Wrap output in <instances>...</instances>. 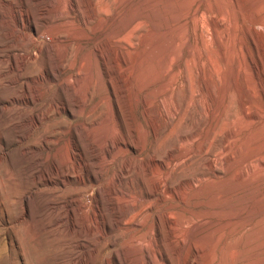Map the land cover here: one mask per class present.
I'll return each instance as SVG.
<instances>
[{"label": "rangeland", "instance_id": "1", "mask_svg": "<svg viewBox=\"0 0 264 264\" xmlns=\"http://www.w3.org/2000/svg\"><path fill=\"white\" fill-rule=\"evenodd\" d=\"M56 1L0 0V264H137L122 246L135 236L151 241L145 250L159 264H264V83L245 50L264 27L251 23L246 0H207V8L228 9L187 19L183 6L197 0H101L106 27L97 34L92 0H78V19L61 24L84 35H63L65 60L50 46ZM81 47L102 57L109 82L95 114V88L81 103L59 84L74 73ZM250 50L264 75V51ZM237 61L243 72L235 77ZM48 71L52 88L35 79ZM51 107L56 112L39 121ZM97 130L104 146L93 139ZM66 144L73 162L63 164ZM73 163L86 184L71 175ZM165 164L162 199L154 182ZM114 197L138 210L123 228H108L109 247L99 224L130 206ZM178 218L176 240L170 225Z\"/></svg>", "mask_w": 264, "mask_h": 264}, {"label": "bare ground", "instance_id": "2", "mask_svg": "<svg viewBox=\"0 0 264 264\" xmlns=\"http://www.w3.org/2000/svg\"><path fill=\"white\" fill-rule=\"evenodd\" d=\"M207 0H197L196 5L192 6L188 3V1L185 3L184 7V18H188L190 15L196 14L200 9H205L208 13H218L216 15L219 16L223 15L228 7L223 4V3H218L216 7H205V3ZM101 0H92L91 1V6L93 8V19L96 21V34L99 31H102L105 27H106V22L105 19L100 17L99 15L103 11V8H99V4H100ZM111 2V1H110ZM109 2V3H110ZM123 2V1H122ZM247 2V10L249 15H253V17L251 18V23L253 24H259L261 26L264 27V0H246ZM108 3V5H109ZM78 0H69L68 2L66 0H57L56 3L53 5L54 11L56 13V15L54 16V20H55V24L51 26L49 33H50V46H52L53 51L57 52V54L59 55V58H61L62 60L66 59V55H67V45H61L60 44V40L63 37V35L66 33L68 34V36H71L72 39H77V40H82L84 33H78L76 29V27H74L73 25H62L61 21H63L64 19L68 18L71 20H77L78 16H77V7H78ZM204 10V11H205ZM118 12V11H117ZM206 13V12H205ZM119 15V13H118ZM213 15V14H212ZM204 16V15H203ZM225 17H227L226 15H224ZM21 22L22 20L24 21L26 14H22L21 16ZM205 18V17H204ZM80 19V18H79ZM122 19V18H120ZM195 19V18H194ZM118 20V16L116 15L113 23L117 22ZM228 20V18H227ZM255 20V21H254ZM139 22V20H138ZM72 23V22H71ZM194 23V22H193ZM197 23V22H196ZM200 23V22H199ZM70 24V23H69ZM85 24V23H84ZM222 24V23H221ZM35 26V25H34ZM34 26H31V30L34 29ZM203 26V24H202ZM93 27V24H92ZM211 27V26H210ZM84 28V27H83ZM113 28V27H112ZM131 28V27H130ZM129 28V29H130ZM134 28V27H133ZM217 28V24L213 23L212 24V29L215 31ZM219 28V27H218ZM48 29V28H47ZM82 29V28H81ZM193 29V27H192ZM200 29V28H199ZM211 29V28H210ZM36 33L39 34L40 33V28L36 26L35 28ZM132 30V29H131ZM204 30V29H203ZM220 30V29H219ZM130 31V30H129ZM128 31V32H129ZM212 32V30H210ZM88 32V31H87ZM200 32V31H199ZM202 32V31H201ZM200 32V33H201ZM217 32V31H216ZM34 33V32H33ZM31 33L30 35L34 37V34ZM120 32L115 31L113 36L114 38L118 37ZM255 33V32H254ZM198 34V32H197ZM196 34V36H197ZM221 34V33H218ZM226 35V34H225ZM96 37V36H95ZM123 37V36H122ZM230 39V36H228ZM214 38V37H213ZM218 38H221L218 36ZM227 38V37H226ZM36 41L37 38L36 36L33 38ZM197 39V38H196ZM223 39V38H222ZM191 40V39H190ZM226 40V39H225ZM220 41V40H219ZM195 42V40H194ZM216 42V40H215ZM81 43V42H80ZM222 42L220 41V44ZM79 44V43H78ZM216 45V44H215ZM223 45V44H222ZM238 45V44H237ZM45 46V45H44ZM196 46V45H194ZM229 46V45H228ZM250 47H252L253 49H256L258 51L262 50L264 51V33L259 34L258 32H256V34H251L250 36V45H245V50L248 52L247 57H251V64L252 66L256 69V71L258 73H260L261 77H262V82L264 83V75L261 73V67H262V63L260 61V59H253V55H252V50H250ZM229 49V48H228ZM90 50V49H89ZM234 50V49H233ZM40 51H42V49H40ZM88 51V49H87ZM224 51V50H223ZM219 52V51H218ZM78 53V52H77ZM261 53V51H260ZM31 54V53H30ZM52 54V53H51ZM82 54L80 55V59L77 60L76 58V62H75V71L74 73H72L70 76L66 77L65 79H63L62 81L59 82L60 86L64 87V86H68V87H72L73 88V93L75 95L76 98L79 99V101L81 103H85L90 101V98L93 97L94 92L93 89L95 88V94L96 96H98V101L94 102L95 105H91L92 110L91 113L95 114L97 112V108L99 105V102L101 99L107 98L108 94H107V86L109 87V82L107 81L104 72H103V63H102V57L97 54V53H92V54H84V47L80 48V53ZM49 55V54H48ZM186 55V54H185ZM223 55V54H222ZM259 55V54H258ZM199 56V55H198ZM260 56V55H259ZM35 57L36 55L33 54L31 55V58ZM78 57V56H77ZM223 57V56H222ZM264 57V56H263ZM262 57V58H263ZM75 58V56H74ZM188 58V57H187ZM259 58V57H258ZM60 59V60H61ZM209 60V59H208ZM213 60V59H212ZM181 61V60H180ZM183 61H186L183 59ZM201 61V60H200ZM244 61V60H243ZM132 62V64L130 65V63ZM185 63V62H184ZM209 63V62H208ZM126 64L129 66V68H131V70H129L124 76L127 77L128 79V75L129 73L134 74V71L132 70V68L134 67V63L133 61H127ZM241 64L239 61L237 62H232V65L234 67L233 72L235 77L237 75H240L243 70L241 67ZM250 64V65H251ZM264 64V63H263ZM207 65V64H206ZM215 65V64H214ZM231 65V66H232ZM181 66V65H180ZM205 66V65H204ZM213 66V65H212ZM122 67V66H121ZM217 67V66H216ZM232 67V68H233ZM186 68V67H185ZM212 68V67H211ZM179 69V68H178ZM199 69V68H198ZM263 69V68H262ZM120 67L117 66V71L118 73L120 72ZM254 70V69H253ZM196 71V70H195ZM199 71V70H198ZM212 71V70H211ZM245 71V69H244ZM255 71V70H254ZM264 71V70H263ZM200 72V71H199ZM218 72V71H217ZM232 72V73H233ZM121 74V73H120ZM205 74V73H204ZM214 74V73H212ZM237 74V75H236ZM65 75V74H64ZM135 75V74H134ZM149 75V74H148ZM210 75V74H209ZM229 75V73H228ZM245 75V74H244ZM169 76V75H168ZM199 76V74H198ZM216 76V73H215ZM246 76V75H245ZM56 77L54 72H46V73H41L38 74L37 77L35 79H37L40 83L45 84L46 86H48L49 88H52L54 86V78ZM62 77V76H61ZM214 77V76H213ZM231 77V76H230ZM145 78V77H144ZM179 78V77H178ZM146 79V78H145ZM214 79V78H213ZM60 80V79H58ZM168 80V79H167ZM211 80V79H210ZM164 81V80H163ZM136 82V75L133 81L130 80V84L128 86H132L134 85V83ZM212 82V80H211ZM203 86V85H202ZM55 92V91H54ZM58 92V91H57ZM218 94V93H217ZM223 101V100H222ZM151 102V101H150ZM221 102V101H220ZM219 102V103H220ZM140 104V103H139ZM216 106V105H215ZM223 107V106H222ZM52 111H55V108L51 107L49 109H47L45 112L42 113V118H40L39 121L43 122L44 118H48L50 116V113ZM56 112V111H55ZM88 113V112H87ZM163 116V113H161ZM204 120V119H203ZM218 120V119H217ZM211 121V120H210ZM217 122V121H216ZM215 124V122H214ZM104 125V124H103ZM107 127V126H105ZM101 129V127H100ZM108 128L107 127V132H108ZM215 129V128H213ZM110 131V130H109ZM212 131V130H211ZM111 132V131H110ZM213 132V131H212ZM215 132V131H214ZM213 132V133H214ZM90 133L92 134L91 130ZM104 133V132H103ZM102 131L97 130L96 133H94L92 136L94 137V141L95 143L98 144L101 143V145L104 146L103 141L105 139V133L103 134ZM214 135V134H213ZM110 136V134L108 135V137ZM209 137V136H208ZM105 142V141H104ZM107 142V141H106ZM109 142V141H108ZM63 146V145H62ZM61 148H65L64 150V154L62 155V162L63 164L66 163H70L73 162V155L71 150L69 149L68 145H64V147ZM106 147V145H105ZM208 148V147H207ZM185 150V149H184ZM206 151V150H205ZM184 152V151H183ZM191 152V151H190ZM181 153V152H180ZM186 153V152H185ZM61 154V153H60ZM182 155V153H181ZM195 156V154H193ZM175 156V155H174ZM177 156V155H176ZM175 156V157H176ZM188 156V155H187ZM179 157V156H178ZM186 157V156H185ZM184 157V158H185ZM180 158V157H179ZM177 159V158H176ZM182 159V158H181ZM172 162V161H171ZM73 167L72 170H69L70 173H72L71 175L74 174V176L76 177V181L79 182L80 184H86L87 183V177H85V175L83 173L80 172V170L78 169L77 163H73ZM169 164V163H168ZM168 167V166H167ZM166 169V164L163 165L162 167H158L156 169L155 172V176H156V181L154 183L155 184V195L156 196H160L162 197V199L166 198V194H167V190H166V179L160 174L161 172L163 173ZM68 171V170H67ZM159 174V175H158ZM70 175V176H71ZM158 175V177H157ZM68 176V175H67ZM244 177V176H243ZM92 178V177H91ZM119 176H117L115 179H118ZM164 178V179H163ZM67 179V178H66ZM75 179V178H73ZM69 181V179H68ZM114 193V192H113ZM113 193L109 192L108 190L105 191V194L107 196L112 195ZM154 195V194H153ZM153 195L150 194L149 196H147V198L145 200L142 201V206L140 208V212L142 213L145 209H147V207L150 205ZM113 200L116 202V204H123L124 202L130 203L129 207H126L124 209H122L120 211V216H118L115 219V222H110V223H103L102 227L99 224V230L100 233L102 235V240L104 239V244L108 245L109 247H114L115 246V242L108 240L109 238H107V231L108 228H111L112 225H116L119 227V229L123 228L125 225H127V223H129V221L132 220V218L134 217L133 215L137 212L138 208L136 204H132L133 202H130L129 199L126 198H120V197H114ZM184 200V199H183ZM196 201V200H195ZM75 202V201H73ZM135 202V201H134ZM138 204V202H137ZM149 208V207H148ZM139 212V211H138ZM139 215V214H138ZM136 215V216H138ZM165 215V214H164ZM145 216V215H144ZM134 219V218H133ZM136 220V219H135ZM141 222V220H140ZM183 219L182 218H178L176 219L171 225H170V229L172 230V235L173 237H177V238H182V226H183ZM138 224V223H137ZM145 225V224H144ZM129 226V225H128ZM131 226V225H130ZM147 227V226H146ZM137 228V227H136ZM140 229V228H139ZM155 229V227H154ZM132 231V230H131ZM152 231V230H151ZM153 232V231H152ZM155 232V230H154ZM141 233V232H140ZM150 234V233H149ZM139 235V233H138ZM152 235V234H151ZM195 236V235H193ZM129 238V237H128ZM157 238V237H156ZM176 238V240H177ZM126 240V239H125ZM153 242V241H152ZM218 242V241H217ZM151 243V241L147 238H141V237H133L130 241H126L125 244H122L123 250H124V255L126 256V258L132 259L134 260L137 264H159L158 262V258H157V254L153 253L149 250H145V246L146 244ZM152 244V243H151ZM183 246V245H182ZM192 246V245H191ZM148 247V246H147ZM196 247V246H195ZM119 248V247H117ZM111 249V248H110ZM154 249V248H153ZM215 249V248H214ZM156 250V249H155ZM260 250V249H259ZM111 251V250H109ZM213 252V251H212ZM114 253L116 254L117 252L114 251ZM227 253V251H226ZM112 254V253H111ZM184 254V253H183ZM200 254V253H199ZM210 254V253H208ZM207 254V255H208ZM220 254V253H219ZM249 254V253H248ZM221 255V254H220ZM110 256V255H109ZM206 256V254H205ZM213 256V255H212ZM224 256V255H222ZM217 257V256H215ZM210 258V257H209ZM219 258V257H218ZM222 258V257H221ZM208 260V259H207ZM229 260V259H228ZM227 260V261H228ZM209 261V260H208ZM222 261V260H221ZM248 261V260H247ZM214 262V260H213ZM131 263H133L131 261ZM208 263V262H207ZM211 263V262H210ZM209 264V263H208ZM214 264V263H213ZM229 264V263H228Z\"/></svg>", "mask_w": 264, "mask_h": 264}]
</instances>
